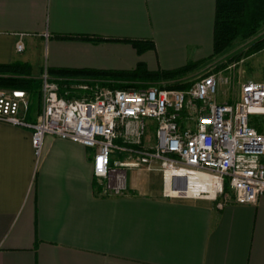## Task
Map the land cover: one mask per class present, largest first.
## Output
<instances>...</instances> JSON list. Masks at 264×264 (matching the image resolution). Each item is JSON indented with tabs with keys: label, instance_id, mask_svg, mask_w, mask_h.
<instances>
[{
	"label": "crops",
	"instance_id": "crops-1",
	"mask_svg": "<svg viewBox=\"0 0 264 264\" xmlns=\"http://www.w3.org/2000/svg\"><path fill=\"white\" fill-rule=\"evenodd\" d=\"M214 13L215 0H0V63L30 64L34 75L172 70L212 54ZM140 40L152 46L140 53ZM39 46L44 66L16 57ZM28 105L32 122L40 108ZM93 153L45 135L36 160L31 129L0 121V264H264V193L219 208L167 198L160 172L130 169L124 193L104 194Z\"/></svg>",
	"mask_w": 264,
	"mask_h": 264
},
{
	"label": "built area",
	"instance_id": "built-area-1",
	"mask_svg": "<svg viewBox=\"0 0 264 264\" xmlns=\"http://www.w3.org/2000/svg\"><path fill=\"white\" fill-rule=\"evenodd\" d=\"M23 48L16 41L15 50ZM40 80L42 103L32 122L21 114L27 94L0 88V121L31 129L36 160L44 136L52 135L93 149V176L104 194L124 193L130 169L160 172L165 197L209 199L219 208L252 204L264 193V78L241 82L236 96L220 87L231 77L213 73L184 89L165 83L112 89L84 81L78 87L89 94L79 98L60 96L46 69ZM251 114L262 116L260 128ZM195 175L205 187L193 192Z\"/></svg>",
	"mask_w": 264,
	"mask_h": 264
},
{
	"label": "trees",
	"instance_id": "trees-1",
	"mask_svg": "<svg viewBox=\"0 0 264 264\" xmlns=\"http://www.w3.org/2000/svg\"><path fill=\"white\" fill-rule=\"evenodd\" d=\"M261 24H264V0H215L213 51L210 56L230 48L240 38L247 37L256 31ZM64 37L91 39L86 35H65ZM94 40L101 39L94 38ZM132 44L140 53L152 46L147 40L132 41ZM202 61L189 62L185 66L172 70L156 71L146 69L143 63H139L132 70L95 68H47L46 70L57 80L60 96L79 98L89 92L75 87L80 82L76 81L78 78L87 80L89 84H93L92 81H99L101 85L117 88L147 87L165 83V87L184 89L191 81H181V78L186 77ZM31 68L30 64L23 62L0 63V88L22 90L30 97L28 102L33 101L35 105H38L42 72L34 75ZM95 183L98 185L96 181ZM97 188L101 191L99 186ZM226 189H228L227 186Z\"/></svg>",
	"mask_w": 264,
	"mask_h": 264
},
{
	"label": "rangeland",
	"instance_id": "rangeland-1",
	"mask_svg": "<svg viewBox=\"0 0 264 264\" xmlns=\"http://www.w3.org/2000/svg\"><path fill=\"white\" fill-rule=\"evenodd\" d=\"M24 56H26L25 58H31L32 61L37 62V66L45 65L44 53L40 46L34 50L26 49L25 53L16 55V57L19 58H23ZM212 73L216 74L220 78L225 76L231 77L230 83L222 84L220 87L221 90L224 88L227 89V92H230V94H233L234 96L237 95L241 82L246 80H262L264 78V24H261L256 31L247 37L237 40L233 46L231 45L230 48L225 49L223 52L206 57L202 63L188 73L186 77L181 78V81L194 79L200 77L201 75ZM32 74L34 73L32 72ZM76 81H80L79 83H82L85 79L78 78ZM79 83H77L75 87H78ZM106 87L112 89L117 88L110 86ZM39 100V108H41V93ZM250 118L252 123L255 124L257 128H260L262 116L259 114H251ZM153 133L154 128L149 127V135L151 136ZM131 173L135 174L134 172L128 170L129 177L131 176ZM148 174L151 177L155 176V179H159L157 174L152 172H149Z\"/></svg>",
	"mask_w": 264,
	"mask_h": 264
},
{
	"label": "bare ground",
	"instance_id": "bare-ground-1",
	"mask_svg": "<svg viewBox=\"0 0 264 264\" xmlns=\"http://www.w3.org/2000/svg\"><path fill=\"white\" fill-rule=\"evenodd\" d=\"M199 176L195 175L193 176L191 179H189L190 185L193 189V192L199 190L200 186L205 187L204 184L205 182L203 181V179H197Z\"/></svg>",
	"mask_w": 264,
	"mask_h": 264
},
{
	"label": "water",
	"instance_id": "water-1",
	"mask_svg": "<svg viewBox=\"0 0 264 264\" xmlns=\"http://www.w3.org/2000/svg\"><path fill=\"white\" fill-rule=\"evenodd\" d=\"M182 189L184 188V185H182V187H181Z\"/></svg>",
	"mask_w": 264,
	"mask_h": 264
}]
</instances>
